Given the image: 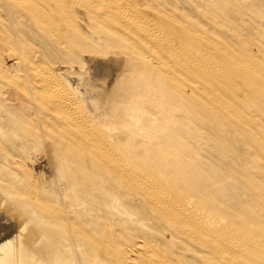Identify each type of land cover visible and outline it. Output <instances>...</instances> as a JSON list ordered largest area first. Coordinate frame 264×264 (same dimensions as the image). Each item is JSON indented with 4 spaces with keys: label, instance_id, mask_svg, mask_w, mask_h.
Segmentation results:
<instances>
[{
    "label": "rangeland",
    "instance_id": "rangeland-1",
    "mask_svg": "<svg viewBox=\"0 0 264 264\" xmlns=\"http://www.w3.org/2000/svg\"><path fill=\"white\" fill-rule=\"evenodd\" d=\"M36 1L38 0L31 2L40 18L16 6L13 0H0V66L5 62L9 64L10 59H13L10 57L12 54L10 49H12L16 51L14 56L19 58L17 63L19 68L14 69L13 73L14 75L20 74L23 80L25 70L30 64L45 65L44 68L51 70L62 67L75 69L79 67L84 57H89L91 61L93 59L102 60L106 64L109 61L107 65L116 61L120 64L133 62L147 67V75L139 76L144 83L148 109L153 110L152 123L143 127L145 131L140 135L142 140L138 144L134 145L129 142L125 146L124 144L120 147L110 146L115 148V152L121 153V155L117 153L119 164L126 167L132 161L134 162L133 168H138L156 183L167 184L184 197L192 199L198 214L205 218L211 217L218 222L221 221V224L224 226L226 224L230 231L241 232V238H246L250 246L258 248L264 261V224H262L264 223V0H133L136 3H132V0H124L153 30L166 32L168 30L165 23L167 18L181 24L182 29L179 36L184 43L182 51H186L183 52L182 57L191 64L199 63L205 69L212 71L214 77L207 80L189 72L179 62H176L175 55L154 46L149 38L145 37L144 41L141 40L142 44L138 42L139 39L134 41L128 32L109 20H102L99 15L98 19L92 18L95 20L92 30L96 37L76 35L60 19L52 0H44L43 3L40 1L36 3ZM1 15L7 18H2ZM15 22L20 23L21 26L19 24L14 26ZM102 30H106L109 35L117 36L122 45L109 49L105 46L107 33L103 36L99 35ZM149 43L152 49L147 48ZM17 45L20 51L16 48ZM37 45L39 47L42 45L44 49L38 48ZM84 47L90 48L92 52L84 50ZM45 49L48 54L44 52ZM154 49H156L155 53ZM96 50L100 53L97 54ZM56 51L59 54H56ZM42 52L45 53L43 58ZM36 53H39V58ZM224 53L226 55L231 53L230 55L241 58L254 69V73L239 70L226 58ZM39 59L42 61L39 62ZM4 66H7V63ZM165 69L173 76L164 72ZM117 71L118 73H115L120 74L119 70ZM4 81L1 82L7 87V82ZM1 82L0 87H2ZM0 103L6 106L9 104L10 106L7 107L12 112L20 113L14 100L8 103L0 96ZM39 108L36 115L34 114L36 110L31 108L25 110V119L29 122L26 125V129H29L26 143L28 147L25 146L24 150L21 148L13 150L12 156L7 153L2 157L0 153V162L14 163L16 161V164H13L14 169L25 178L28 173L33 182L41 183L48 176L52 180L55 177L61 178L55 173L56 167L58 161L64 162V157L67 156L71 162H74V165H83L88 169L92 167V170L96 166L99 171L104 164L106 167L108 165V168L112 167L107 162L108 160H103L100 153L95 154L92 149L80 148L78 142L81 141L69 134L75 135L72 129L60 125L56 118L48 117V112L39 110ZM140 108L145 109L144 105H140ZM3 114L0 109V123L4 119ZM9 134L3 135L0 132V143L9 146L10 143L6 137L14 136L12 133ZM15 141L18 146L21 145L19 139ZM93 153L94 166L91 164L90 157ZM135 163H138L137 166ZM250 170L253 171L249 173ZM2 171L0 167V178H3ZM198 172L203 180L193 178L192 174L198 175ZM249 174L254 175H250L251 178H249ZM106 178L109 181L102 186L104 192L98 190L92 203L94 205L93 215L97 222L96 231L109 237V234L113 232L126 231L120 221L122 215L119 213L124 212L125 207L131 210L133 207H141V204L143 208L153 206L147 203L144 197L129 195L128 190L124 188L125 180H123L124 183L116 181L112 172L106 173ZM31 180L26 179V182L29 184ZM56 181L55 178L54 182ZM57 183L59 184V181ZM57 185H55L56 188ZM258 185L263 188H259ZM114 193L116 195L119 193L118 196L132 205L130 207L129 205L117 206L116 209L110 197L108 198ZM156 215L155 211L153 217ZM105 216L109 218L106 217L105 220ZM258 217H262L261 220L256 219ZM251 222H255L257 227ZM164 225L160 224L159 228H168L167 224ZM97 233L95 236L98 235ZM261 246L263 248H260Z\"/></svg>",
    "mask_w": 264,
    "mask_h": 264
},
{
    "label": "bare ground",
    "instance_id": "bare-ground-1",
    "mask_svg": "<svg viewBox=\"0 0 264 264\" xmlns=\"http://www.w3.org/2000/svg\"><path fill=\"white\" fill-rule=\"evenodd\" d=\"M31 1L13 0V3L31 15L40 18ZM38 1L41 3L44 0ZM131 2L135 1L132 0ZM52 3L60 19L76 35L96 37L92 30L95 26V20L92 18L98 19L99 15L102 20H109L128 32L134 41L139 39L138 42L141 43L145 37L149 38L154 46L156 45L164 52L175 55L176 62H179L189 72L201 79L207 80L214 77L212 71L202 67V64H191L182 57L183 52H186L182 51L184 43L179 36L182 26L170 18L165 21L168 30L163 32L148 27L145 21L124 0H52ZM3 15H1L2 18L5 17ZM18 24L20 25V23L15 22L13 25L18 26ZM185 28L188 29L189 27ZM20 29L22 28L20 27ZM187 32L193 34L190 31ZM20 33L22 34V30ZM106 33V30H102L99 35L103 36ZM106 36L108 38L107 44L105 41V46L109 49L122 45L117 36L108 33ZM133 40L131 39V41ZM61 44L63 43L61 42ZM150 45V43L147 44V48H150ZM41 46L37 45L40 49ZM78 46L81 49L80 45ZM16 48L18 49V45ZM83 49L89 53L92 52L88 47ZM10 50L12 51L10 57L13 59H10L9 64L5 62L7 66H4L5 64L2 65L3 67L0 66V80L7 82L6 87V84L0 81L2 83L0 96L8 103L14 100V104L20 113L12 112L7 107L9 104L6 106V104L0 103V109L5 115L0 123V132L3 135L10 132L14 135L6 137L10 143L9 146L0 143L2 157L7 153L12 156L11 152L18 148L24 150L28 141L27 131L29 130L26 129L29 122L25 119V110L28 108L36 110L34 113L36 115L38 107H40L39 110L48 112V117L56 118L60 125L75 132L73 135L66 131L71 137L81 141L78 142L80 148L92 149L95 154L100 153L99 155L103 157V160H108L107 162L112 167L108 168V165L106 167L104 164L101 170L98 171L96 166L92 170V167L88 169L83 165H74V162H71L67 156L64 157V162L58 161L56 167L55 173L61 177H55L59 181L58 184L57 181L54 182L55 178L52 180L49 176H46L47 178L42 180V183L33 182L28 173L25 178L14 169L15 167L13 168L16 161L14 163L1 161L0 167L3 170V178H0V264H264L258 248L250 246V243L245 240L246 238H241V232L230 231L226 224L225 226L221 224V221L218 222L211 217L205 218L198 214L192 199L184 197L167 184L156 183L138 168H133L134 162L129 160L131 166L126 167L119 164L118 155L121 153L115 152L113 147H120L123 144L125 146L129 142L134 145L138 144L142 140L140 135L145 131L143 127L152 123L153 110L148 109L144 83L139 76L145 77L147 75V67L133 62L120 64L116 61L107 65L110 63L109 61L106 64L102 60L93 59L91 61L89 57H84L81 62L79 61V67L75 69L62 67L51 70L44 68L45 65L30 64L25 70L23 80L20 74L14 75L13 73L14 69L18 67L19 58L14 56L16 51ZM18 50L20 51V49ZM44 52L48 54L47 50ZM96 53L100 52L96 50ZM38 54L36 53V55ZM56 54L59 52L56 51ZM230 54H225V56L235 67L244 72L254 73V69L248 63ZM59 59L61 60V58ZM41 61L39 59V62ZM88 61L90 62L88 63ZM117 70L120 74H116L118 73ZM164 72L173 76L167 69ZM140 105H144L145 109H141ZM35 106L36 108H34ZM18 109L17 111H19ZM43 116L45 115L43 114ZM16 139L20 140V146L17 145ZM94 153L89 155L92 166L95 162ZM13 157L17 156L13 155ZM251 171L253 170H250L249 173ZM108 172L113 173L116 181L123 182L125 180V183L123 182L126 184L124 188L128 190L129 195L144 197L146 202L154 207L143 208L141 203V207H133L131 210L125 207L126 212L119 213L122 215L120 221L122 226H125L126 231L121 232L117 229L119 232H113L109 234V237L97 233V222L93 215L94 205L92 203V199L94 200L98 190L104 192L102 186L109 181L106 178ZM243 175L246 176V174ZM192 176L203 180L199 172L198 175L194 173ZM255 177L259 176L255 175ZM26 179L31 180V182L28 184ZM260 180L262 181V179ZM260 186L259 188H263ZM118 195L119 193L106 195L108 198L110 197L113 207L117 209V206L129 205L128 207H130L132 205ZM256 206L258 207V205ZM256 206L254 207L256 208ZM101 211H103L102 208ZM155 211L157 215L153 217ZM259 218L261 220L262 217L256 219ZM256 219H254L255 222ZM255 222H251L252 225ZM162 223L163 225L167 224L168 228L160 229ZM261 223L260 225L264 224ZM99 226L98 224V228H100ZM95 233L98 235L95 236Z\"/></svg>",
    "mask_w": 264,
    "mask_h": 264
}]
</instances>
